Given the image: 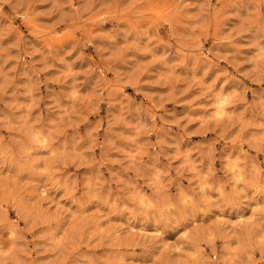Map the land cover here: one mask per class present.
Instances as JSON below:
<instances>
[{"label": "rangeland", "instance_id": "1", "mask_svg": "<svg viewBox=\"0 0 264 264\" xmlns=\"http://www.w3.org/2000/svg\"><path fill=\"white\" fill-rule=\"evenodd\" d=\"M0 264H264V0H0Z\"/></svg>", "mask_w": 264, "mask_h": 264}, {"label": "bare ground", "instance_id": "2", "mask_svg": "<svg viewBox=\"0 0 264 264\" xmlns=\"http://www.w3.org/2000/svg\"><path fill=\"white\" fill-rule=\"evenodd\" d=\"M222 110V109H221ZM221 112V111H220ZM221 115V114H220Z\"/></svg>", "mask_w": 264, "mask_h": 264}]
</instances>
